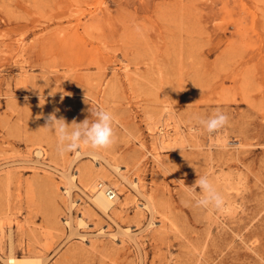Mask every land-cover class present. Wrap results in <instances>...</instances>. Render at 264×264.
Segmentation results:
<instances>
[{
  "label": "rangeland",
  "instance_id": "rangeland-1",
  "mask_svg": "<svg viewBox=\"0 0 264 264\" xmlns=\"http://www.w3.org/2000/svg\"><path fill=\"white\" fill-rule=\"evenodd\" d=\"M100 109L113 145L59 154L48 117ZM216 112L228 122L208 133L197 118ZM203 175L223 210L197 206ZM96 182L119 194L109 214L89 200ZM9 249L42 264H264V0H0V264Z\"/></svg>",
  "mask_w": 264,
  "mask_h": 264
},
{
  "label": "clouds",
  "instance_id": "clouds-1",
  "mask_svg": "<svg viewBox=\"0 0 264 264\" xmlns=\"http://www.w3.org/2000/svg\"><path fill=\"white\" fill-rule=\"evenodd\" d=\"M91 115L95 117L92 121L85 119L80 123L71 124L65 123L63 119H56L54 116L48 117L45 127L55 132L56 149L59 154L76 153L81 145L93 151L106 150L113 145L115 142L114 115L105 109H100ZM197 119L208 133L221 129L228 122V117L221 112H216L207 119ZM188 187L192 188L193 199L197 206L206 210H223L224 196L217 190L208 175L200 176L192 186ZM197 189H199V195H196Z\"/></svg>",
  "mask_w": 264,
  "mask_h": 264
},
{
  "label": "bare ground",
  "instance_id": "bare-ground-1",
  "mask_svg": "<svg viewBox=\"0 0 264 264\" xmlns=\"http://www.w3.org/2000/svg\"><path fill=\"white\" fill-rule=\"evenodd\" d=\"M164 132L161 133V136H167V135H165ZM39 147H37L36 150H34V154L37 157H39V156L41 157L43 155V152L41 150L42 148H39ZM80 151H81V149L76 152V156H78L80 154ZM119 168L120 167L118 165H116V164L113 166V169L117 172L118 176L123 181H126L127 183H129L131 185V187H133L136 191H138L137 182L135 180H131V181L128 180L127 177L124 176L120 172L121 169H119ZM74 175L75 174H72L69 177V180L68 181L71 182V183L70 184H67V185H65L63 187V193L66 194L68 197L70 196V191L72 190V187H73L72 186V182L74 180ZM66 178H67V176H66ZM88 191L91 193L89 195V200L91 201V203L97 209H99L101 212H103L104 214H109L110 213L109 211H111V210L114 209L115 205L117 204V202L119 200V194H118V192H116L115 190H113L111 188V186L108 185L106 182H98L97 184H93L92 183L91 184V189H89ZM108 191L109 192H113L114 196L113 197H110L108 195ZM73 205H74V202H70V206H73ZM136 205L139 208H141V209L144 208V209H146L149 212H152V210H153L151 204L147 200L145 202L140 203V206L138 204H136ZM83 215H84L83 212H81V216H76V219H75V222H76L75 226L76 227H84V226H86V222L84 220L85 217ZM70 217L72 218V216H70ZM71 218H68V219H66L64 221V223L69 228L71 227V221H70ZM153 223L154 222L152 220H150L149 221V226H151ZM76 227H75V229H76ZM100 231H102V230H100ZM123 232H125V234H129V232H130L129 227H125L123 229ZM5 262H6V264H23V263L26 264L27 262L32 263V264H42V257L40 255H37V253L36 254H32V255H26L24 257H22V256L21 257H17L14 254V252H12L11 249H9V251H8L6 257H5Z\"/></svg>",
  "mask_w": 264,
  "mask_h": 264
},
{
  "label": "built area",
  "instance_id": "built-area-1",
  "mask_svg": "<svg viewBox=\"0 0 264 264\" xmlns=\"http://www.w3.org/2000/svg\"><path fill=\"white\" fill-rule=\"evenodd\" d=\"M108 195H109L110 197H113V196H114L113 192H109V191H108Z\"/></svg>",
  "mask_w": 264,
  "mask_h": 264
}]
</instances>
